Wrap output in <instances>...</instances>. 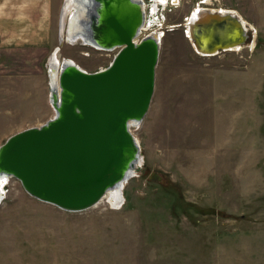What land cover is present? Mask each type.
I'll return each instance as SVG.
<instances>
[{
	"label": "rangeland",
	"instance_id": "rangeland-1",
	"mask_svg": "<svg viewBox=\"0 0 264 264\" xmlns=\"http://www.w3.org/2000/svg\"><path fill=\"white\" fill-rule=\"evenodd\" d=\"M48 1L46 19L25 10V25L0 36V145L54 116L47 66L56 49L88 71L116 53L62 35L66 0ZM145 1L151 29L165 33L150 109L132 127L143 157L123 203L68 211L12 177L0 202V264H264V0L215 1L251 25L240 48L215 55L185 33L199 0Z\"/></svg>",
	"mask_w": 264,
	"mask_h": 264
},
{
	"label": "water",
	"instance_id": "water-1",
	"mask_svg": "<svg viewBox=\"0 0 264 264\" xmlns=\"http://www.w3.org/2000/svg\"><path fill=\"white\" fill-rule=\"evenodd\" d=\"M90 4L93 7L81 20L87 43L120 50L108 66L95 71L64 59L59 88L50 92L54 116L17 131L0 145V178L15 177L33 197L68 211L96 205L107 190L128 179L142 159L131 129L150 109L161 48L154 32L135 41L145 21L140 0H90ZM226 20L234 21L237 31L214 41L207 54L246 42L251 25L237 15L209 12L201 24ZM195 28L198 42L201 35ZM194 46L198 50L195 42ZM150 179L160 182L162 176L154 171Z\"/></svg>",
	"mask_w": 264,
	"mask_h": 264
},
{
	"label": "bare ground",
	"instance_id": "bare-ground-1",
	"mask_svg": "<svg viewBox=\"0 0 264 264\" xmlns=\"http://www.w3.org/2000/svg\"><path fill=\"white\" fill-rule=\"evenodd\" d=\"M140 1L142 2V5L145 7V21H144V26H143L142 32L147 31V33H152V31H154V33L159 36L161 44H162L163 43L162 38L164 37L163 34L165 33V31L161 30L163 28L151 29L150 22L147 20V13L151 9L150 5H148L145 0H140ZM207 3H209V2H207ZM89 7H93L90 4V0H66L65 1L63 12H62V21L61 22L63 23V25H64V23H66V28H65L66 32L62 31V35H63V33L64 34L66 33L67 38L69 40H73V41L79 39L78 38L79 36H82L81 38H83L87 41V37L84 34L85 26L81 24V20H83L84 13L89 9ZM153 9H154V7H153ZM231 9H233V10H231ZM231 9H227L226 7H216V6H209L207 8V7H205V5L199 4L197 7H195V9L192 11V13L187 16V18L185 20V24H184L185 28H186L185 33H186V36L188 38H191L193 47H195L194 46V42H195L196 46L198 47L199 53H202V55H209V54H207V52L210 50H207V49H210V47H212V43L214 41L217 43L218 41H220V40H222V39H224L230 35H234L235 32L237 31V28L234 25V21H232V20L220 21L219 23H214L212 21H208L205 24H201L204 16L207 14L206 13L207 10H210L209 12H212V13L219 12V13H222L223 15L228 14V13L237 15L239 18H241L243 23H245L247 26L250 25V23H248L247 19L244 16H242L238 10H236L234 8H231ZM174 26L178 27V26H181V24H179V25L177 24ZM62 27L64 29V26H62ZM197 27L199 29H197ZM194 28L197 29L196 30L197 33H199L201 35V38H200V40L198 39L199 40L198 42L196 41V39H194V36H193L194 35L193 34ZM240 45H243V44H238V45L232 46L230 48H227L226 50L233 49L234 47H235L234 49H238V48H240V47H238ZM58 52H59L58 49H56L54 51V53H52L50 55V57H52V59L47 66L50 69V74H49L50 80H51L50 92H51L52 88H56V89H57V87L59 88V74H60L61 67L63 66L64 59L65 60L71 59L72 61L77 63L72 58H64L62 60L59 59ZM51 104H52V101H51ZM53 107H54V105H53ZM54 109H55V107H54ZM134 126H136V125H134ZM135 137H136L137 141L140 143V141L136 135H135ZM141 161H142V159L136 161L135 165L132 168L131 175L128 179L124 180L119 185L112 187L109 190H107V192L104 194V196L101 198L100 201L108 200V202L111 203L113 206L121 205L124 201V199L122 201V198L125 197L124 196V188H125L127 182L129 181V179L134 176V173L137 171L138 167L141 165ZM10 178H12V177H9L8 175L2 176L0 178V200L4 198V194L7 192L6 188H7L8 183L10 182L9 181Z\"/></svg>",
	"mask_w": 264,
	"mask_h": 264
},
{
	"label": "crops",
	"instance_id": "crops-1",
	"mask_svg": "<svg viewBox=\"0 0 264 264\" xmlns=\"http://www.w3.org/2000/svg\"><path fill=\"white\" fill-rule=\"evenodd\" d=\"M49 1L48 0H0V36L7 33L8 29L14 32L16 28H22L25 25L24 11L34 13L36 17L47 18L49 14ZM17 13L19 16H17ZM30 27H39V19L36 21L28 14L26 15Z\"/></svg>",
	"mask_w": 264,
	"mask_h": 264
},
{
	"label": "built area",
	"instance_id": "built-area-1",
	"mask_svg": "<svg viewBox=\"0 0 264 264\" xmlns=\"http://www.w3.org/2000/svg\"><path fill=\"white\" fill-rule=\"evenodd\" d=\"M172 2L171 3H173V4H177L178 2H180V0H171ZM215 1L216 0H199V2L197 3V5H199V4H211L212 6H215ZM207 2H209V3H207ZM145 8V7H144ZM158 11V10H157ZM156 11V12H157ZM157 16V15H156ZM158 17V16H157ZM187 18V17H186ZM186 18H185V20H186ZM159 28H161V27H159ZM186 29V28H185ZM142 30H143V28L141 29V33L139 34V36L136 38V40L135 41H137V42H139L145 35H148L149 33H147V34H144V32H142ZM152 32H154V31H152ZM141 34H144L143 36H141ZM79 39H77V40H75V41H81V42H83L84 44H88L87 43V41H85L83 38H81V37H78ZM91 46H93V47H95V48H97V49H100V48H98L97 46H95V45H91ZM103 50H116V53H115V55L117 54V52L120 50V47H115V48H113V49H103ZM114 55V56H115ZM114 58V57H113ZM49 74H50V69H49Z\"/></svg>",
	"mask_w": 264,
	"mask_h": 264
}]
</instances>
